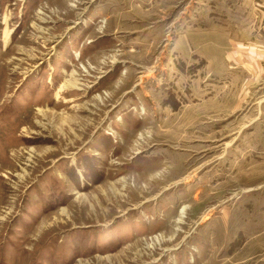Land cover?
<instances>
[{"label": "rangeland", "instance_id": "obj_1", "mask_svg": "<svg viewBox=\"0 0 264 264\" xmlns=\"http://www.w3.org/2000/svg\"><path fill=\"white\" fill-rule=\"evenodd\" d=\"M0 264H264V0H0Z\"/></svg>", "mask_w": 264, "mask_h": 264}, {"label": "bare ground", "instance_id": "obj_2", "mask_svg": "<svg viewBox=\"0 0 264 264\" xmlns=\"http://www.w3.org/2000/svg\"><path fill=\"white\" fill-rule=\"evenodd\" d=\"M8 38H9V33L7 31V28H5V31H4V40H5V44L8 42Z\"/></svg>", "mask_w": 264, "mask_h": 264}]
</instances>
